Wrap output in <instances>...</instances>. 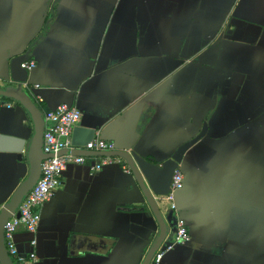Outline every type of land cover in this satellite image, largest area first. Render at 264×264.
<instances>
[{"label": "crops", "instance_id": "crops-1", "mask_svg": "<svg viewBox=\"0 0 264 264\" xmlns=\"http://www.w3.org/2000/svg\"><path fill=\"white\" fill-rule=\"evenodd\" d=\"M21 55L43 113L75 107L93 140L156 161L185 147L174 203L190 239L161 264H264V0H0V89ZM5 104L0 134H29ZM101 157L67 165L40 207L37 264H141L150 245L129 225L149 209L124 162L89 170ZM27 169L0 152V205ZM31 238L18 229L20 253Z\"/></svg>", "mask_w": 264, "mask_h": 264}, {"label": "water", "instance_id": "water-1", "mask_svg": "<svg viewBox=\"0 0 264 264\" xmlns=\"http://www.w3.org/2000/svg\"><path fill=\"white\" fill-rule=\"evenodd\" d=\"M28 61L29 57L27 55L14 57L9 66L11 82L16 84V87L0 89V105L9 108L8 104H5V99L13 100L25 109L33 124L29 134L23 137L5 133L0 134V152L13 154L18 163H23L28 167L24 180L18 184L8 201L0 205V264H13L4 245V225L17 212L21 201L35 186L41 174V163L48 157L42 151L44 113L37 108L22 88L28 82L29 71L23 69L21 65ZM95 132L93 128L75 126L71 137V144L75 148L73 154L86 157L98 154L103 157H120L123 159L128 170L126 173L131 174L133 177L149 209V213H145L144 208L140 209L139 213L147 219L151 218L156 227L155 229L148 227L143 217H140V222L130 223L129 225L130 233L139 237L145 243V246L150 245L141 262V264H149L153 254L161 246L162 250H166L172 244L173 236L177 230L176 226L179 218L177 217L178 210L174 200V210H163L162 200L169 191L173 172L178 169L181 163V155L185 147L181 146L178 152L164 161L144 157L133 150H119L116 148L111 152L95 153L84 149L86 144L95 138ZM16 216L19 217L18 212ZM142 251L145 252V249H142Z\"/></svg>", "mask_w": 264, "mask_h": 264}, {"label": "built area", "instance_id": "built-area-1", "mask_svg": "<svg viewBox=\"0 0 264 264\" xmlns=\"http://www.w3.org/2000/svg\"><path fill=\"white\" fill-rule=\"evenodd\" d=\"M21 67L27 71L35 67L33 62H25ZM81 114L75 107H69L65 104L57 106L54 110L46 111L43 115V142L42 151L48 157L41 163V174L35 186L28 195L21 201L17 212L7 220L4 225L3 238L7 253L13 264H37L38 259L35 252L36 234L40 223V207L49 201L55 190L61 184V176L67 165H83L86 163V156L74 155L75 149L71 144L73 128L77 125ZM92 152H111L115 149L114 144L100 139L93 140L84 147ZM120 157L102 156L98 162L89 166L92 173L101 171L104 167L113 164L123 163ZM122 169L128 172L127 167L123 165ZM183 188V175L178 169L173 172L169 191L164 199L169 203L170 209L174 210V194ZM22 228L32 238L28 244L30 251L22 254L18 251L15 235L18 229ZM190 237L181 219L177 220V230L173 236L172 244L162 250V246L153 255L151 264H161L164 254L174 246L189 241Z\"/></svg>", "mask_w": 264, "mask_h": 264}, {"label": "flooded vegetation", "instance_id": "flooded-vegetation-1", "mask_svg": "<svg viewBox=\"0 0 264 264\" xmlns=\"http://www.w3.org/2000/svg\"><path fill=\"white\" fill-rule=\"evenodd\" d=\"M176 229H177V226H176ZM154 254H155V253H154ZM154 254H153V255H154ZM152 258H153V256H152ZM152 258H151V260H150V263H149V264H151Z\"/></svg>", "mask_w": 264, "mask_h": 264}]
</instances>
